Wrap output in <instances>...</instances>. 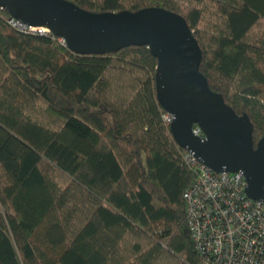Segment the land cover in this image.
Instances as JSON below:
<instances>
[{
  "label": "trees",
  "instance_id": "1",
  "mask_svg": "<svg viewBox=\"0 0 264 264\" xmlns=\"http://www.w3.org/2000/svg\"><path fill=\"white\" fill-rule=\"evenodd\" d=\"M185 18L201 73L264 138V0H67ZM0 9V264H200L193 172L163 117L148 47L79 55Z\"/></svg>",
  "mask_w": 264,
  "mask_h": 264
},
{
  "label": "water",
  "instance_id": "2",
  "mask_svg": "<svg viewBox=\"0 0 264 264\" xmlns=\"http://www.w3.org/2000/svg\"><path fill=\"white\" fill-rule=\"evenodd\" d=\"M0 9L63 39L79 55H106L148 47L158 60L156 91L173 116L171 134L215 172L243 174L247 195L264 202V138L255 147L254 126L214 92L201 73V47L184 17L163 8L93 13L67 0H0ZM199 126L203 137L194 133Z\"/></svg>",
  "mask_w": 264,
  "mask_h": 264
},
{
  "label": "built area",
  "instance_id": "3",
  "mask_svg": "<svg viewBox=\"0 0 264 264\" xmlns=\"http://www.w3.org/2000/svg\"><path fill=\"white\" fill-rule=\"evenodd\" d=\"M8 23L21 32L49 33L13 17ZM163 120L171 127L173 116ZM194 133L203 137L199 126ZM185 162L194 179L184 202L200 264H264V202L247 195L243 174L215 172L190 152Z\"/></svg>",
  "mask_w": 264,
  "mask_h": 264
},
{
  "label": "bare ground",
  "instance_id": "4",
  "mask_svg": "<svg viewBox=\"0 0 264 264\" xmlns=\"http://www.w3.org/2000/svg\"><path fill=\"white\" fill-rule=\"evenodd\" d=\"M41 30H46V29H41Z\"/></svg>",
  "mask_w": 264,
  "mask_h": 264
}]
</instances>
